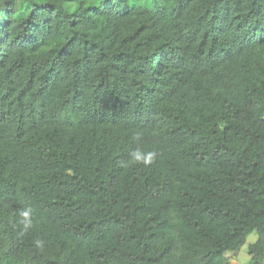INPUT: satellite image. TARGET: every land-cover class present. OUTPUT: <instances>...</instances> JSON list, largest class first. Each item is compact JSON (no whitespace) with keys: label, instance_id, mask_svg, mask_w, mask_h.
I'll return each instance as SVG.
<instances>
[{"label":"trees","instance_id":"obj_1","mask_svg":"<svg viewBox=\"0 0 264 264\" xmlns=\"http://www.w3.org/2000/svg\"><path fill=\"white\" fill-rule=\"evenodd\" d=\"M251 235L264 264V0H0V264H231Z\"/></svg>","mask_w":264,"mask_h":264},{"label":"rangeland","instance_id":"obj_2","mask_svg":"<svg viewBox=\"0 0 264 264\" xmlns=\"http://www.w3.org/2000/svg\"><path fill=\"white\" fill-rule=\"evenodd\" d=\"M256 240L255 235H251L246 244L236 253H230L228 257L230 258L231 264H248L250 257L248 254L247 247L250 243Z\"/></svg>","mask_w":264,"mask_h":264},{"label":"clouds","instance_id":"obj_3","mask_svg":"<svg viewBox=\"0 0 264 264\" xmlns=\"http://www.w3.org/2000/svg\"><path fill=\"white\" fill-rule=\"evenodd\" d=\"M135 158H136L137 160H141V159H142V157H141L139 154H136ZM149 162H150V159H144V163H149ZM23 215H24V216H27L28 213H27V212H24Z\"/></svg>","mask_w":264,"mask_h":264}]
</instances>
